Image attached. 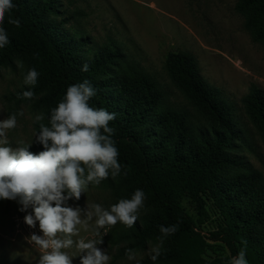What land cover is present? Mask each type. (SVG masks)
Instances as JSON below:
<instances>
[{
	"label": "trees",
	"instance_id": "16d2710c",
	"mask_svg": "<svg viewBox=\"0 0 264 264\" xmlns=\"http://www.w3.org/2000/svg\"><path fill=\"white\" fill-rule=\"evenodd\" d=\"M13 3L10 15L20 20V27L9 24L7 16L0 25L9 39L0 48V69L20 67L24 79L34 68L39 76L35 86L23 82L4 95L8 111L28 105L45 116L47 125L67 87L87 80L96 93L89 104L116 114L109 126L121 172L101 184L110 190L112 204L131 198L136 189L144 191L145 200L132 227L112 226L106 239L114 250L111 263L150 241L160 245V255L138 264H220L242 249L248 264H264V176L236 155L238 142L244 141L243 124L234 105L200 75L194 56L187 51L165 56L166 71L192 114L173 107L159 83L129 64L115 41L99 45L67 26L61 0ZM235 10L253 40L264 44V0H237ZM84 64L88 71L81 70ZM26 90L33 91L32 99L23 98ZM241 104L264 145V91L251 85ZM40 123L33 125L37 135ZM42 150L37 141L29 148ZM185 197L194 214L182 205ZM204 224L210 225L207 233ZM162 225L178 227L162 236ZM214 246L229 256L210 258Z\"/></svg>",
	"mask_w": 264,
	"mask_h": 264
},
{
	"label": "rangeland",
	"instance_id": "374dc122",
	"mask_svg": "<svg viewBox=\"0 0 264 264\" xmlns=\"http://www.w3.org/2000/svg\"><path fill=\"white\" fill-rule=\"evenodd\" d=\"M237 0H61L67 26L80 29L96 44L115 41L129 64L139 67L154 78L166 92L168 102L175 108H184L194 114L192 107L172 83L166 68L168 51H187L197 61L200 75L216 87L234 105V113L243 124L244 141H239L236 155L260 171L264 176V145L246 119L241 98L251 85L264 91V44L253 40L244 26V18L235 10ZM24 82L23 72L0 69V120L17 115L15 128L7 130L9 144L13 147L33 144L36 141L34 122L36 113L28 105L8 111L3 97ZM9 112V113H8ZM23 112V115H19ZM22 142V144H21ZM69 206L87 210V205H112L111 193L101 183H90L77 201ZM185 209L194 214L188 198L182 199ZM16 200L0 199V264H36L41 250L26 239L31 234L42 235L39 224L35 228L24 222L26 212ZM83 218V214H82ZM207 233L210 225L204 224ZM112 226L99 229L96 235L94 220L88 231L81 229L85 238L101 239L98 245L110 257L109 264H138L152 255L157 243L148 242L144 248L133 250L134 259L111 263L114 250L106 240ZM77 239V237H73ZM74 255L72 264H80L75 247L67 249ZM77 255V256H76ZM208 256L224 258L228 251L214 246ZM233 257L220 264H230Z\"/></svg>",
	"mask_w": 264,
	"mask_h": 264
},
{
	"label": "clouds",
	"instance_id": "9594fccd",
	"mask_svg": "<svg viewBox=\"0 0 264 264\" xmlns=\"http://www.w3.org/2000/svg\"><path fill=\"white\" fill-rule=\"evenodd\" d=\"M15 7L13 0H0V25L7 16L9 24L20 27V20L10 15ZM8 43L7 31L0 26V48ZM88 68L84 64L81 70L88 71ZM38 76L34 68L29 69L24 83L35 86ZM95 94L87 80L70 85L50 110L47 125L42 123L43 114L35 116V121L41 122L39 134H35L36 141L43 146L39 153L29 151L31 144L21 142L22 146L16 147L9 144L6 133L16 127V114L0 120V199L18 201L22 212L31 207L24 222L32 228L38 222L42 233L26 238L41 250L36 264H72L74 255L67 251L72 247L80 257V264H109V255L98 247L103 243L102 238L82 237L81 229L88 231L93 220L96 235L100 228L115 226L118 222L132 227L144 205L142 189H136L131 198H121L109 208L94 203L84 211L67 203L71 199L78 201L90 183L99 185L110 174L115 178L121 172L119 151L112 139L114 129L109 126L116 114L91 106L89 101ZM22 96L32 99L34 93L26 90ZM177 227L162 225L160 232L168 236ZM151 251L150 258L155 261L160 255V245ZM126 255L130 260L135 258L130 249ZM230 264H248L246 252L240 250Z\"/></svg>",
	"mask_w": 264,
	"mask_h": 264
}]
</instances>
